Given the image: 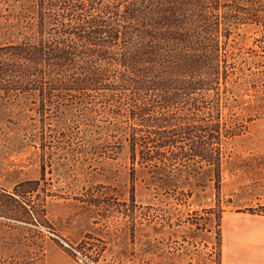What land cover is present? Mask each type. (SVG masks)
I'll use <instances>...</instances> for the list:
<instances>
[{
    "label": "rangeland",
    "instance_id": "374dc122",
    "mask_svg": "<svg viewBox=\"0 0 264 264\" xmlns=\"http://www.w3.org/2000/svg\"><path fill=\"white\" fill-rule=\"evenodd\" d=\"M146 2L144 25L133 0H0V264H220L223 220L264 216L248 211L264 205V0L207 4L241 24L214 89L167 102L130 85L140 63H111L151 53L166 3ZM52 47L76 53L71 72L29 61ZM85 63L102 79L74 90Z\"/></svg>",
    "mask_w": 264,
    "mask_h": 264
},
{
    "label": "trees",
    "instance_id": "16d2710c",
    "mask_svg": "<svg viewBox=\"0 0 264 264\" xmlns=\"http://www.w3.org/2000/svg\"><path fill=\"white\" fill-rule=\"evenodd\" d=\"M162 1L166 3V13L162 17L164 23L163 32H159L160 35L156 37L157 41L152 45L151 53L145 52L146 50L140 48L137 51L127 53L126 60L112 59L113 62H111L107 58L106 50L98 47L99 52H95L94 57L98 58V61L111 62L124 69L127 68L128 71H135V65L140 63L139 74L141 77L130 81V85H134L136 89L142 91L153 90V92H156L155 90H159L161 92H158V95L164 102L172 101L177 99V97L189 96L199 91L208 93L214 89L212 84H216L217 76L219 75L218 56L222 52L226 54L227 46L230 45L227 43L229 31H231L229 27L240 25L241 23L228 22L229 19L227 20L226 16L223 18V22L214 17L211 10L218 8L220 5L219 0H208L206 2L204 0ZM133 2H135L138 8H130L126 12L128 17L125 18L134 19V14H137L139 22L142 24L147 25L152 22L153 17L149 12L150 8L146 0H133ZM156 3L158 2L156 1ZM208 3H210L211 10L207 14L204 8ZM223 6L225 5L223 4ZM211 15L212 17H210ZM235 19L237 20V18ZM221 24L225 26L222 33L224 40L220 39L219 29ZM99 25L103 28L108 27L107 24ZM106 33L108 32L104 30L96 34V31L92 29L86 36H82L81 39L94 46L106 45L115 40V36L110 34L109 40L103 43L101 36L102 34L106 35ZM164 36L173 37L179 41L184 50L181 51L169 47L165 42ZM186 48L190 49V52H187ZM168 52L171 54L168 55ZM32 54L33 57L29 58V61L45 64L51 69L55 68L53 72L63 70L64 74H67V72H71L74 69L75 52L72 53L61 48L55 49L52 47L51 52L32 51ZM25 55L28 56L29 53H25ZM168 57L170 58L166 63ZM85 64V77L73 75V78L69 80L70 87H73L74 90L85 89L87 87H93L94 89L96 88V83L102 79V73L100 72L101 70H98V67ZM146 65L154 69L153 75L149 79H147L150 77L149 72H147L149 68L146 69ZM102 70L104 71V75L109 72L106 68ZM156 73L158 74L155 75ZM207 77H209V82L206 81ZM125 80H129V78H121L122 82ZM133 139L135 142L136 139ZM15 194L20 196L18 192H15ZM257 208V211L252 208H249L248 211L264 215V205Z\"/></svg>",
    "mask_w": 264,
    "mask_h": 264
},
{
    "label": "crops",
    "instance_id": "0c3cea01",
    "mask_svg": "<svg viewBox=\"0 0 264 264\" xmlns=\"http://www.w3.org/2000/svg\"><path fill=\"white\" fill-rule=\"evenodd\" d=\"M221 227L220 264H264V216H229Z\"/></svg>",
    "mask_w": 264,
    "mask_h": 264
}]
</instances>
